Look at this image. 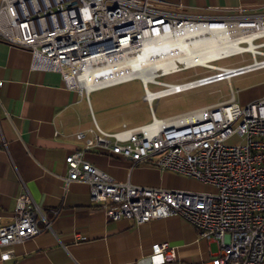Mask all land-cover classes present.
Returning <instances> with one entry per match:
<instances>
[{
    "label": "built area",
    "instance_id": "1",
    "mask_svg": "<svg viewBox=\"0 0 264 264\" xmlns=\"http://www.w3.org/2000/svg\"><path fill=\"white\" fill-rule=\"evenodd\" d=\"M209 39L214 44L206 42ZM263 39L264 5L208 10L164 0H0V40L29 50L34 69L61 73L66 86L80 94L89 93L83 81L110 75L114 60L138 54L146 46L158 50L163 45L170 56L181 50L190 57L189 63H195L155 74L147 82L134 77L104 86L140 80L152 120L139 126L123 124L114 132L96 123L78 131L75 138L80 147L66 156L65 182H87L91 201L113 220L142 224L170 216L186 219L200 237L218 243L215 264H264V97L244 106L231 89L225 101L165 118L156 116L152 103L264 69ZM216 50L227 53L204 60ZM243 54L252 60L235 66L217 64ZM196 68L211 73H196L181 83L161 80ZM149 84L161 88L151 91ZM3 87L0 79V93ZM236 135L244 143L227 144ZM89 151L120 157L132 166L144 163L185 175L213 190L119 182L85 159ZM21 183L14 220L0 225V248L52 230L45 211ZM152 255L153 264L177 259L167 242L152 245ZM9 257L10 253H4L2 260Z\"/></svg>",
    "mask_w": 264,
    "mask_h": 264
},
{
    "label": "crops",
    "instance_id": "2",
    "mask_svg": "<svg viewBox=\"0 0 264 264\" xmlns=\"http://www.w3.org/2000/svg\"><path fill=\"white\" fill-rule=\"evenodd\" d=\"M164 1L208 10L264 5V0ZM0 79L4 81L0 93V225L14 220L23 190L21 181L52 223V230L0 248V264H153L152 245L163 242L173 247L177 256L166 264H215L218 243L200 237L186 219L170 216L142 224L125 218L113 220L91 201L87 182L66 184L65 159L80 147L75 138L78 131L96 123L114 132L127 124L103 128L90 99L92 92L123 83L80 94L66 86L61 73L34 69L29 50L1 40ZM256 81L241 89L231 86L237 102L245 106L264 97V77ZM85 159L119 182L169 190H213L188 176L144 163L132 166L120 157L89 151ZM39 226L44 225L40 222ZM4 253H10L7 260H2Z\"/></svg>",
    "mask_w": 264,
    "mask_h": 264
},
{
    "label": "rangeland",
    "instance_id": "3",
    "mask_svg": "<svg viewBox=\"0 0 264 264\" xmlns=\"http://www.w3.org/2000/svg\"><path fill=\"white\" fill-rule=\"evenodd\" d=\"M264 41V39L262 40ZM242 60L250 62L249 54L235 55L218 61L222 66L240 65ZM198 75L211 73L203 68L185 70L170 74L161 80L169 83L189 81ZM264 77V70L237 76L229 81H221L179 94L153 101L152 106L158 118L182 113L194 108L204 107L229 99L231 86L236 90L251 86L256 80ZM161 86L149 84L151 91L159 90ZM144 90L140 80H133L121 85L92 92L90 95L94 114L99 124L105 129H116L123 122L129 125H139L152 120L149 105L143 100ZM244 143V139L234 136L227 141L229 145Z\"/></svg>",
    "mask_w": 264,
    "mask_h": 264
},
{
    "label": "bare ground",
    "instance_id": "4",
    "mask_svg": "<svg viewBox=\"0 0 264 264\" xmlns=\"http://www.w3.org/2000/svg\"><path fill=\"white\" fill-rule=\"evenodd\" d=\"M222 38V37H220ZM214 44V40H207ZM158 50L152 49L150 46L138 54L125 55L113 61V69L110 75L105 77L90 78L83 81L82 87L91 92L94 89L104 87L108 84L123 80L126 78L138 77L144 82L151 80L155 74L165 73L173 69H179L184 66H190L195 63H189L190 57H187L182 51L178 50L173 56L168 55V50L162 45ZM217 51V50H216ZM227 53L226 50H219L217 53H209L210 56H205L204 60L215 59L216 56H221ZM208 53H204L207 55ZM212 54V55H211ZM206 64V63H199ZM154 95L149 91V96Z\"/></svg>",
    "mask_w": 264,
    "mask_h": 264
}]
</instances>
